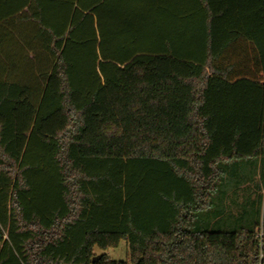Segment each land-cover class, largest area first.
<instances>
[{
	"label": "trees",
	"instance_id": "obj_1",
	"mask_svg": "<svg viewBox=\"0 0 264 264\" xmlns=\"http://www.w3.org/2000/svg\"><path fill=\"white\" fill-rule=\"evenodd\" d=\"M23 15L0 264H264V220L214 228L264 180V0H0V25ZM122 240L128 261H93Z\"/></svg>",
	"mask_w": 264,
	"mask_h": 264
},
{
	"label": "rangeland",
	"instance_id": "obj_2",
	"mask_svg": "<svg viewBox=\"0 0 264 264\" xmlns=\"http://www.w3.org/2000/svg\"><path fill=\"white\" fill-rule=\"evenodd\" d=\"M260 186L259 192H254L256 185ZM246 189L238 190L231 198L230 205L231 208L229 212L225 215L222 221L214 227L216 230H239L240 228H250L255 222L262 226L264 220V180L262 181L257 177L255 183L247 184ZM262 197V200H261ZM238 201L236 207H232L233 202ZM233 204V205H232ZM225 224V227L223 225ZM4 238L0 241L2 242L7 238L6 230L4 227ZM261 228L258 229V232ZM96 255L106 254L110 259L115 261H128L129 260V247L125 240H122L117 247H111L106 250H101L100 248H95Z\"/></svg>",
	"mask_w": 264,
	"mask_h": 264
},
{
	"label": "crops",
	"instance_id": "obj_3",
	"mask_svg": "<svg viewBox=\"0 0 264 264\" xmlns=\"http://www.w3.org/2000/svg\"><path fill=\"white\" fill-rule=\"evenodd\" d=\"M118 11H134L132 8ZM137 11V10H136ZM30 14L27 8L24 9L19 15ZM24 16V15H23ZM25 17V16H24ZM39 30L36 21L29 18L17 19L12 22H7L0 25V47L6 49L7 55H0V65L2 67H10V63L15 62L23 64L24 61L23 51L25 48L30 47L29 45L34 44L35 40L32 35ZM33 58L32 52H29V59ZM28 59V58H27ZM7 67V68H8ZM2 70L0 76L7 77L9 70ZM17 69L15 70L16 73Z\"/></svg>",
	"mask_w": 264,
	"mask_h": 264
},
{
	"label": "built area",
	"instance_id": "obj_4",
	"mask_svg": "<svg viewBox=\"0 0 264 264\" xmlns=\"http://www.w3.org/2000/svg\"><path fill=\"white\" fill-rule=\"evenodd\" d=\"M257 238L259 239V246H260V248L262 249V247H263V232H262V229H261V231H259L258 233H257ZM262 259H263V252H262V250H261V254H260V263L259 264H261L262 263Z\"/></svg>",
	"mask_w": 264,
	"mask_h": 264
},
{
	"label": "water",
	"instance_id": "obj_5",
	"mask_svg": "<svg viewBox=\"0 0 264 264\" xmlns=\"http://www.w3.org/2000/svg\"><path fill=\"white\" fill-rule=\"evenodd\" d=\"M4 238V236L2 235L1 231H0V241ZM100 255H96L94 258H93V261H96L98 258H99Z\"/></svg>",
	"mask_w": 264,
	"mask_h": 264
},
{
	"label": "flooded vegetation",
	"instance_id": "obj_6",
	"mask_svg": "<svg viewBox=\"0 0 264 264\" xmlns=\"http://www.w3.org/2000/svg\"><path fill=\"white\" fill-rule=\"evenodd\" d=\"M2 233V232H1ZM3 235V234H2Z\"/></svg>",
	"mask_w": 264,
	"mask_h": 264
}]
</instances>
